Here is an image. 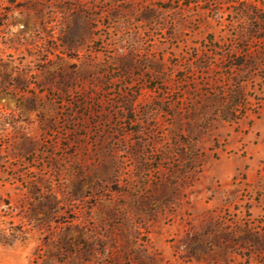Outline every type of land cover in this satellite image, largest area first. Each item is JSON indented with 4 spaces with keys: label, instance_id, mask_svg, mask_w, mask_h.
I'll return each instance as SVG.
<instances>
[{
    "label": "rangeland",
    "instance_id": "1",
    "mask_svg": "<svg viewBox=\"0 0 264 264\" xmlns=\"http://www.w3.org/2000/svg\"><path fill=\"white\" fill-rule=\"evenodd\" d=\"M0 264H264V0H0Z\"/></svg>",
    "mask_w": 264,
    "mask_h": 264
}]
</instances>
